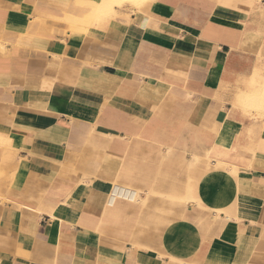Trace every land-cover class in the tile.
Returning <instances> with one entry per match:
<instances>
[{"label":"crops","instance_id":"0c3cea01","mask_svg":"<svg viewBox=\"0 0 264 264\" xmlns=\"http://www.w3.org/2000/svg\"><path fill=\"white\" fill-rule=\"evenodd\" d=\"M116 1L0 0V264H264V0Z\"/></svg>","mask_w":264,"mask_h":264},{"label":"bare ground","instance_id":"6f19581e","mask_svg":"<svg viewBox=\"0 0 264 264\" xmlns=\"http://www.w3.org/2000/svg\"><path fill=\"white\" fill-rule=\"evenodd\" d=\"M104 1H106V0H104ZM135 1H138V0H135ZM140 1H142V0H140ZM116 2H114V3H116ZM121 2H119V3L121 4ZM104 4H107V3H103L102 2V5L101 6L102 7L103 6L105 7ZM106 7H107V5H106ZM246 107H254V108H257L259 111H262L263 112V110H264V87L263 86L262 87L259 86L258 88H256L254 86V88L250 89L249 96H248V100H247V103H246Z\"/></svg>","mask_w":264,"mask_h":264}]
</instances>
